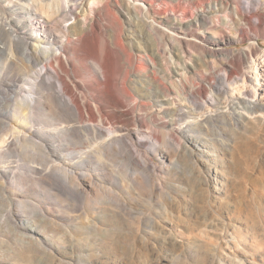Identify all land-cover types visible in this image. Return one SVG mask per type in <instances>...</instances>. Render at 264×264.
<instances>
[{"label":"rangeland","instance_id":"374dc122","mask_svg":"<svg viewBox=\"0 0 264 264\" xmlns=\"http://www.w3.org/2000/svg\"><path fill=\"white\" fill-rule=\"evenodd\" d=\"M83 1L0 19L62 48ZM118 1L55 64L82 118L49 65L0 80V264H264V0Z\"/></svg>","mask_w":264,"mask_h":264},{"label":"bare ground","instance_id":"6f19581e","mask_svg":"<svg viewBox=\"0 0 264 264\" xmlns=\"http://www.w3.org/2000/svg\"><path fill=\"white\" fill-rule=\"evenodd\" d=\"M27 1L28 4L23 6L21 9H25L29 12V15H32V13L37 14V12L40 11L46 16L47 21H55L61 16V7L58 10H55L52 5L56 3L63 4L65 1L69 0H48V3L45 2L47 0H0V11H4L6 8L14 9L18 6V2ZM88 1H90V11L87 6ZM99 2L105 4V7L111 12L112 2L117 6L119 5L118 0H84L81 6L77 8L79 12L84 15V18L75 17L76 23L70 27V37L67 38V43L62 48L57 45L53 37L48 36H40V43L32 47V37L29 35L26 36V34L22 32L24 25H22V27L15 26L13 25V21L0 19V56H4L6 58V62L0 64V80L5 70L10 68V66L16 62L24 64L28 68L43 64L45 70L44 74H47V66L49 65L57 72V79L61 84L62 94L56 93L55 98L71 115L77 118H82L83 108L79 104L78 99L75 97L73 88L67 82L65 77L59 74L58 70L55 68V64H57L58 68L62 72L68 74V68L63 59L62 49L71 50L70 52L75 54H79L80 52L86 53L88 50H93L95 52L101 50L100 37L106 36L105 30H108V26L104 23L107 19L101 13V5L98 4V9H96V5ZM18 11L19 10L15 9L17 14H19ZM87 12L90 15L92 13L90 21L87 19ZM47 21H45V25H42V28L46 27ZM115 32H117V30H115ZM74 37L77 38L76 42H73ZM76 43H79L80 45H77ZM150 50L153 52L152 45ZM101 52L103 53L104 51L101 50ZM152 54L155 55V53ZM41 74L42 73L40 72L41 81L44 84V75L41 76ZM48 85L55 89V83L51 82ZM65 96H68L69 100H67ZM76 96L78 95L76 94ZM27 98L28 97H26V99ZM0 100H3V98L0 97ZM32 103H17L15 111L11 116L14 118L20 116L23 117L24 120H29L28 114L31 115L33 110ZM91 116L94 117L92 114ZM30 123L31 120L29 124ZM111 133H113V130ZM5 142L6 141L3 143ZM121 143L124 144L123 140H121Z\"/></svg>","mask_w":264,"mask_h":264}]
</instances>
